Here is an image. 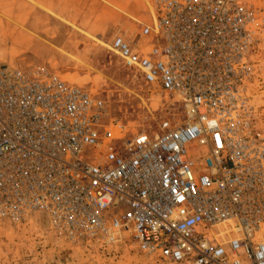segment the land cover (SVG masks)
I'll list each match as a JSON object with an SVG mask.
<instances>
[{
  "label": "built area",
  "instance_id": "obj_1",
  "mask_svg": "<svg viewBox=\"0 0 264 264\" xmlns=\"http://www.w3.org/2000/svg\"><path fill=\"white\" fill-rule=\"evenodd\" d=\"M151 5L137 39L115 35L112 51L182 119L130 132L51 68L0 64V219L40 213L70 241L128 239L174 264H264V131L248 94L259 11Z\"/></svg>",
  "mask_w": 264,
  "mask_h": 264
},
{
  "label": "rangeland",
  "instance_id": "obj_2",
  "mask_svg": "<svg viewBox=\"0 0 264 264\" xmlns=\"http://www.w3.org/2000/svg\"><path fill=\"white\" fill-rule=\"evenodd\" d=\"M149 1L152 4L153 0ZM246 1L254 5L260 15L258 41L251 54L254 73L248 94L256 110L255 126L259 131H264V0ZM15 3L16 0H0V64L24 69L41 65L51 68L66 79L100 95L111 115L124 123L130 132L162 131L175 126L182 119V112L175 100L171 96L152 92L140 74L127 68L116 53L98 45L91 38L92 41L73 33L69 28L61 29L60 24L49 16L32 15L31 8H27L25 11L30 13L27 17H34L36 21L41 19L42 22L46 20L40 26L60 36L64 42L68 40V46L52 47L62 57L53 63L38 61L29 48L17 44V24L13 21ZM150 3L148 5L151 7ZM133 7L136 11L133 17L138 20L125 14L129 24L119 31L105 27L101 36L105 41H101L109 45L116 34L123 35L131 42L137 39L140 22H147L151 17L146 0H134ZM53 28L57 30L53 31ZM61 50L76 58L70 56V60ZM0 264L174 263L156 255H147L128 239L119 245L100 240L70 241L53 230L46 217L38 213L23 221L0 219Z\"/></svg>",
  "mask_w": 264,
  "mask_h": 264
},
{
  "label": "crops",
  "instance_id": "obj_3",
  "mask_svg": "<svg viewBox=\"0 0 264 264\" xmlns=\"http://www.w3.org/2000/svg\"><path fill=\"white\" fill-rule=\"evenodd\" d=\"M133 1L134 0H16L15 17L13 21L17 24V44L29 48V51L33 54L31 55L38 58V61L42 63H53V61L62 57V54L59 55L52 47L60 48L62 46H68V40L64 42V40L59 38L60 36L40 26L42 23H45L46 20L42 22L41 19L36 21L34 17H27L30 13L29 11H25V9L31 8V13L34 16L36 14L40 16H49V18L60 24L61 29L69 28L73 33L85 39L90 40V35L100 40L102 39L101 36L104 34L105 27H109V29L111 28L113 31H119L129 24V20L125 14L136 19L133 17V14L136 12L133 7ZM148 3H150V1L146 0L147 9L151 12L152 5L150 7ZM28 30H30V33L23 32ZM56 30V28H53V31ZM61 52L69 57L70 60V56L75 57L66 51L61 50Z\"/></svg>",
  "mask_w": 264,
  "mask_h": 264
},
{
  "label": "bare ground",
  "instance_id": "obj_4",
  "mask_svg": "<svg viewBox=\"0 0 264 264\" xmlns=\"http://www.w3.org/2000/svg\"><path fill=\"white\" fill-rule=\"evenodd\" d=\"M153 9H151V11H152ZM89 37L92 39V40H94V42H96L98 45H100V46H102V47H104V48H107V49H109V50H113V47H112V45L111 44H106L105 42H103V41H101V40H99V39H97V38H95V37H92V36H90L89 35Z\"/></svg>",
  "mask_w": 264,
  "mask_h": 264
}]
</instances>
